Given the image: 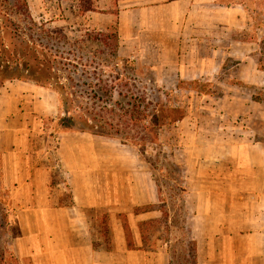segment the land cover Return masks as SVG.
<instances>
[{"label": "crops", "instance_id": "1", "mask_svg": "<svg viewBox=\"0 0 264 264\" xmlns=\"http://www.w3.org/2000/svg\"><path fill=\"white\" fill-rule=\"evenodd\" d=\"M115 5L120 47L140 38L163 41V53L179 55L177 71L185 85L264 89L259 0ZM205 103L208 112H186L180 120L179 219L197 242L198 264H264V141L253 136L214 145L212 126L198 123L213 119ZM63 115L52 88L11 80L0 89L2 183L11 207L8 249L20 264H169L165 244L154 249L143 238L142 225L161 218L166 204L152 163L138 146L117 138L54 135L43 127L45 119L55 123Z\"/></svg>", "mask_w": 264, "mask_h": 264}, {"label": "rangeland", "instance_id": "2", "mask_svg": "<svg viewBox=\"0 0 264 264\" xmlns=\"http://www.w3.org/2000/svg\"><path fill=\"white\" fill-rule=\"evenodd\" d=\"M81 1L28 0L33 19L38 27L57 31L54 34L59 38L63 35L68 37V42L57 39L54 45L55 50L60 53L70 52L72 55L86 56L85 64L90 78L81 76L80 84L90 85V87H83L86 91L83 101L87 107H91V111L99 113L101 110L98 109L104 106L103 102L106 99L105 95H96L92 89L94 85L101 82L100 77L109 84L117 86L116 90L112 91V97H107L108 106L110 105L108 110L113 109L116 102L123 103L122 109L120 105L115 106L117 115L115 121L119 123L122 121L127 128L121 127L122 132L117 139L126 145H136L139 148L140 144L145 146L148 154H144V158L150 157L153 163L155 178L160 187V200L166 201V204L161 206L166 205L171 215L178 217L177 220H179V214H183V209L180 201L182 186H179L177 160L182 144L181 136L184 135L183 131H180L181 123L178 121L174 125L162 126L158 133V141H152L153 131L151 132L147 127L152 126L150 115L154 105L160 102L166 107L182 108L185 112L200 114L208 112L209 104L207 106L205 103L208 101L214 113L213 119L199 120L198 123H208L212 126L214 129L212 133L215 134L212 136V143L222 146V143H231L237 138L248 139L255 136L264 139V103H252L248 96L264 98V89L240 84L239 88L214 87L204 85L205 82L191 88L180 81L177 71L179 55L170 56L169 52L166 53V49L163 53V41L134 39L129 41L128 45L126 43L123 48H119V60L111 59L112 47L95 42L93 37H87L86 34L104 32L111 37L114 32H117L119 35V24L114 16L118 10L115 0H91L95 11L85 14L80 11ZM84 1L87 5L90 3L89 0ZM259 2L264 7V0ZM60 31L62 33L58 34ZM98 60L100 63L96 64ZM82 67L84 66L79 65V75L82 74ZM78 89L82 91V88ZM131 95L142 103L140 109L146 115L145 120L138 126L129 121V116L121 117L124 107L128 109L127 103L133 101ZM98 101L99 106L92 108L91 105ZM224 111H227L226 117L221 118L220 113ZM108 117H111L110 113ZM196 123L197 121H192V124ZM43 127L48 128L49 131L51 129L52 132L56 129L55 123L48 119L44 120ZM65 198L67 202L68 196ZM161 219L146 221V224L142 226L150 246L158 249L165 244L169 257L171 246H176L180 234L173 230L170 235L166 225L160 223ZM169 239L170 242H168Z\"/></svg>", "mask_w": 264, "mask_h": 264}, {"label": "trees", "instance_id": "3", "mask_svg": "<svg viewBox=\"0 0 264 264\" xmlns=\"http://www.w3.org/2000/svg\"><path fill=\"white\" fill-rule=\"evenodd\" d=\"M91 0H89L90 2ZM81 1L80 11L85 14L95 11L92 2L86 4ZM57 31L47 30L38 27L35 23L28 0H0V89L7 81L22 80L35 82L37 85L49 87L59 94L63 116L55 122L56 129L53 133L57 135L63 132H88L95 135L119 138L122 128H127L122 121L116 122V108L123 103H114L113 109L108 110V96L112 97V91L117 86L104 81L92 87L96 95H105L104 106H101L99 113L91 111L83 101L85 90L83 87H90L84 83L80 84L81 76L88 79V70L85 64V55H75L70 52L60 53L54 49L57 39L66 40L68 37H57ZM60 31L58 34H61ZM86 36L93 37L95 42L106 44L111 49V59L119 60L120 41L117 32L109 37L104 32L87 33ZM112 40V41H110ZM97 59L98 56H97ZM100 61L96 64H99ZM117 63V62H116ZM79 65L82 74L79 75ZM98 75V73H96ZM78 80V81H77ZM78 88H82L80 91ZM121 94V92H120ZM133 100L127 103L128 109L124 107L123 115L129 116V121L138 126L144 121L145 116L140 106L142 103L131 95ZM255 100L264 98L255 97ZM140 103V104H139ZM92 108L99 106V101L91 105ZM110 113L111 117L107 118ZM119 114V113H118ZM185 110L182 108L166 107L156 102L152 109V126L147 127L151 130L152 141H158L159 130L164 125H174L185 117ZM120 116V115H119ZM122 127V128H121ZM52 133V134H53ZM146 140L145 137H143ZM261 139V138H259ZM264 141V139H261ZM143 154L146 152L144 145L140 144ZM151 163V158L146 157ZM153 164V163H152ZM2 159L0 155V264H20L14 254L8 249L7 235L9 233V215L11 207L7 198V191L3 188ZM180 180V178H179ZM162 208V219L160 223L166 225V230L172 235L173 230L180 234L176 246H171L169 264H198L197 242L191 236L189 229L184 221L177 220L178 217H170L169 209L164 205ZM179 224V225H178ZM129 236V228L126 225ZM143 238L147 241V235L143 232ZM172 241V240H171ZM170 242V239L168 240Z\"/></svg>", "mask_w": 264, "mask_h": 264}]
</instances>
